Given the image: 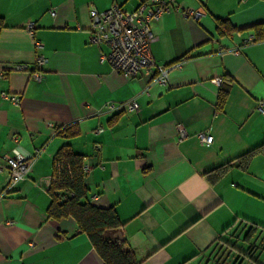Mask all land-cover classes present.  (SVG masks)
<instances>
[{"label":"crops","instance_id":"crops-1","mask_svg":"<svg viewBox=\"0 0 264 264\" xmlns=\"http://www.w3.org/2000/svg\"><path fill=\"white\" fill-rule=\"evenodd\" d=\"M140 1L0 0V264H103L74 219L47 216L55 156L65 145L83 156L89 201L115 210L139 264L232 263L229 246L253 224V240L264 243V39L246 42L256 36L253 25L264 35V0H166L149 44L157 65L181 64L166 85L154 81L155 71L123 77L90 40L91 9L116 3L132 11ZM217 19L235 31L219 35ZM21 64L25 71L14 69ZM216 79L229 84L221 107ZM130 100L138 111L105 108ZM13 150L36 161L2 195L3 156Z\"/></svg>","mask_w":264,"mask_h":264},{"label":"built area","instance_id":"built-area-1","mask_svg":"<svg viewBox=\"0 0 264 264\" xmlns=\"http://www.w3.org/2000/svg\"><path fill=\"white\" fill-rule=\"evenodd\" d=\"M241 1L246 2L247 0ZM167 11H169V6L166 0H142L132 11L122 10L116 3L101 12L91 9L89 11L92 27L90 40L99 47V60L101 62L107 61L113 71L125 78L151 75V72L155 71L154 81L160 85H166L170 69L179 67L181 64L178 62L170 66L157 65L150 55L149 44L153 37L150 29L151 23L158 21ZM185 15L197 18L200 13L187 11ZM27 29L31 31L32 24L28 23ZM253 40L254 37L249 36L246 42H252ZM102 44L109 49L106 55L100 50ZM40 47L41 44L35 42V48L38 49ZM43 62L44 60L41 56L35 60L38 68ZM14 69L25 71L27 66L23 64L16 65ZM31 76L33 79L40 80L42 74L39 71H33ZM215 83L219 85L221 79H216ZM2 96L14 105H18L21 100L20 96L16 94L2 93ZM120 107L129 112L139 110L138 104L134 100L127 101L121 105H116L115 103H107L105 105L108 111H114ZM258 110L264 113V101L259 102ZM177 130L179 138L186 136V132L181 125L178 126ZM99 131L95 132L98 133ZM198 138L203 145L211 144V137L206 133L199 134ZM3 158L8 177L5 191L2 195H6L18 183L27 178L32 171L36 156L27 158L13 150L12 154H6ZM57 170H59V167H57ZM82 171L84 174L88 173L89 167L83 165Z\"/></svg>","mask_w":264,"mask_h":264},{"label":"trees","instance_id":"trees-1","mask_svg":"<svg viewBox=\"0 0 264 264\" xmlns=\"http://www.w3.org/2000/svg\"><path fill=\"white\" fill-rule=\"evenodd\" d=\"M249 28L256 30L254 41L264 39V35L259 33L261 26L253 25ZM216 30L219 35H228L235 31L227 20L222 19H217ZM228 88V80L223 79L219 86L218 107L224 104ZM257 150L254 149L241 155L236 161H248ZM231 164L232 162L224 164L219 167V170H225ZM82 166L83 156L74 153L68 145L58 150L55 156L54 180L48 189L51 198L47 209L48 218L74 219L79 231L87 236L103 264H139L135 254L126 246L120 234L121 222L115 210L112 207H97L89 201V190L85 185ZM256 231L257 225L253 224L244 233L241 239V242L247 245L244 251L237 249L236 242L229 246L233 253L229 259L233 256L235 258L232 264H245L246 262V264H257L258 257H255V253L257 249L262 250L264 243L257 244L256 239L253 240Z\"/></svg>","mask_w":264,"mask_h":264},{"label":"rangeland","instance_id":"rangeland-1","mask_svg":"<svg viewBox=\"0 0 264 264\" xmlns=\"http://www.w3.org/2000/svg\"><path fill=\"white\" fill-rule=\"evenodd\" d=\"M237 247L239 248H242V249H246L247 248V245L246 244H244L243 242H241V240H239L238 242H237ZM239 248V249H240ZM240 251H242V250H240ZM244 251V250H243ZM260 252H261V254L259 255L260 257H259V259L257 260V264H264V245H262V250L260 249L259 250ZM228 264H232L230 261L228 262Z\"/></svg>","mask_w":264,"mask_h":264},{"label":"water","instance_id":"water-1","mask_svg":"<svg viewBox=\"0 0 264 264\" xmlns=\"http://www.w3.org/2000/svg\"><path fill=\"white\" fill-rule=\"evenodd\" d=\"M226 257H228V255Z\"/></svg>","mask_w":264,"mask_h":264}]
</instances>
